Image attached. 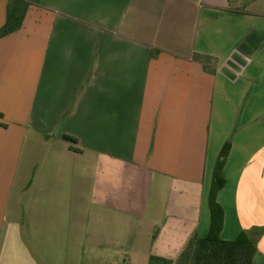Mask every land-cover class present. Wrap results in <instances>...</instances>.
I'll use <instances>...</instances> for the list:
<instances>
[{
    "label": "crops",
    "instance_id": "crops-1",
    "mask_svg": "<svg viewBox=\"0 0 264 264\" xmlns=\"http://www.w3.org/2000/svg\"><path fill=\"white\" fill-rule=\"evenodd\" d=\"M0 113V264L176 260L225 145L221 237L264 264V0H41L0 39Z\"/></svg>",
    "mask_w": 264,
    "mask_h": 264
},
{
    "label": "trees",
    "instance_id": "trees-1",
    "mask_svg": "<svg viewBox=\"0 0 264 264\" xmlns=\"http://www.w3.org/2000/svg\"><path fill=\"white\" fill-rule=\"evenodd\" d=\"M40 3L41 0H8L6 21L0 28V39L20 30L29 7ZM196 59L203 62L211 60L209 57L199 55ZM2 117L3 114L0 113V118ZM66 138L75 140L69 136ZM228 153L229 145H225L218 157L208 194L210 210L208 235L201 238L193 234L176 260L151 256L149 264H253L256 244L245 233H241L234 241H226L221 237L224 210L218 201V193L224 185L223 168Z\"/></svg>",
    "mask_w": 264,
    "mask_h": 264
},
{
    "label": "rangeland",
    "instance_id": "rangeland-1",
    "mask_svg": "<svg viewBox=\"0 0 264 264\" xmlns=\"http://www.w3.org/2000/svg\"><path fill=\"white\" fill-rule=\"evenodd\" d=\"M31 1H33V0H31ZM143 254L144 253H142V252H140V253L139 252H134L132 254H129L130 255V258H132V261H133L132 264H149V261L146 260L147 259V254L146 253L144 254L145 255V262H144ZM68 255L69 254H65L64 252L63 253L61 252V253L56 254V256L58 257L57 258V261H59L58 263L59 264H64L65 260L68 259L67 258ZM108 255L109 256H112L113 257V260H114V257L116 256L115 253H111V254H108ZM120 255L125 256L124 253L123 254H120ZM83 256H84V259H85V263L84 264H94L91 261V258L93 256H95L94 253L86 252V253L83 254Z\"/></svg>",
    "mask_w": 264,
    "mask_h": 264
}]
</instances>
